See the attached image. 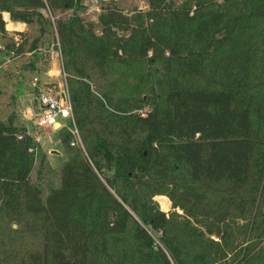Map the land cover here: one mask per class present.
Wrapping results in <instances>:
<instances>
[{
  "label": "trees",
  "instance_id": "1",
  "mask_svg": "<svg viewBox=\"0 0 264 264\" xmlns=\"http://www.w3.org/2000/svg\"><path fill=\"white\" fill-rule=\"evenodd\" d=\"M142 1L0 0L26 52L55 40L81 142L42 197L0 123V264H264V0Z\"/></svg>",
  "mask_w": 264,
  "mask_h": 264
},
{
  "label": "rangeland",
  "instance_id": "2",
  "mask_svg": "<svg viewBox=\"0 0 264 264\" xmlns=\"http://www.w3.org/2000/svg\"><path fill=\"white\" fill-rule=\"evenodd\" d=\"M108 0H83V18L94 21L100 11L101 3ZM117 8L123 12L130 10H145L146 4L142 0H115ZM46 16L48 13L44 12ZM66 12L64 16H67ZM59 16V13H58ZM5 33H0V123L11 125L16 129L23 128L35 140L45 157V168L39 180L36 179V169L31 174V181L39 185L44 197L48 187L57 184L58 167L66 159V151L60 142V132L49 128L39 129L35 126V121L30 114L35 113L36 92L31 82L36 79L39 84L63 83V75L60 69L59 54L55 47V40L44 36V43L33 53L26 52L27 44L35 38L34 27H27L22 24L20 28L9 30L7 28L6 14H2ZM5 20V21H4ZM20 33L22 36L17 35ZM10 41L23 44V49L17 52L16 48L7 49L6 45ZM10 48V47H9ZM12 52V53H11ZM47 166V167H46ZM163 196L154 198L160 211H169V201L167 207H162L165 199ZM165 201V202H166Z\"/></svg>",
  "mask_w": 264,
  "mask_h": 264
},
{
  "label": "built area",
  "instance_id": "3",
  "mask_svg": "<svg viewBox=\"0 0 264 264\" xmlns=\"http://www.w3.org/2000/svg\"><path fill=\"white\" fill-rule=\"evenodd\" d=\"M61 74L63 75L62 84H39L36 79L31 82L36 92V109L35 113L30 115L34 119L37 128L65 131L71 137L69 145L71 147H81L78 131L72 117L69 95L62 69ZM35 141L37 142L38 140Z\"/></svg>",
  "mask_w": 264,
  "mask_h": 264
},
{
  "label": "bare ground",
  "instance_id": "4",
  "mask_svg": "<svg viewBox=\"0 0 264 264\" xmlns=\"http://www.w3.org/2000/svg\"><path fill=\"white\" fill-rule=\"evenodd\" d=\"M6 19H7V16H6ZM21 25L16 24V23L15 24H12V23H10V22L7 21V28L9 30L18 29V28H20Z\"/></svg>",
  "mask_w": 264,
  "mask_h": 264
},
{
  "label": "crops",
  "instance_id": "5",
  "mask_svg": "<svg viewBox=\"0 0 264 264\" xmlns=\"http://www.w3.org/2000/svg\"><path fill=\"white\" fill-rule=\"evenodd\" d=\"M6 16H7V15H6ZM4 21H5V20H4ZM7 21L10 22L9 19H8ZM10 23H12V22H10ZM12 24H15V23H12ZM16 24L21 25V23H16Z\"/></svg>",
  "mask_w": 264,
  "mask_h": 264
},
{
  "label": "water",
  "instance_id": "6",
  "mask_svg": "<svg viewBox=\"0 0 264 264\" xmlns=\"http://www.w3.org/2000/svg\"><path fill=\"white\" fill-rule=\"evenodd\" d=\"M6 15H7V14H6ZM10 138H11V139H13V138H14V136H10ZM13 227H15V226H13Z\"/></svg>",
  "mask_w": 264,
  "mask_h": 264
}]
</instances>
